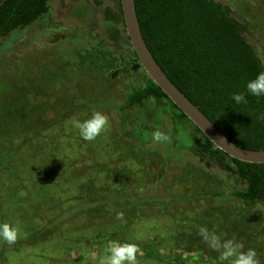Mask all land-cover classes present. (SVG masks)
<instances>
[{
  "label": "rangeland",
  "instance_id": "obj_1",
  "mask_svg": "<svg viewBox=\"0 0 264 264\" xmlns=\"http://www.w3.org/2000/svg\"><path fill=\"white\" fill-rule=\"evenodd\" d=\"M219 1L264 63V0ZM115 8L51 0L0 39V220L19 228L0 264H101L110 241L137 244L138 264H221L201 227L264 264V202L233 195L245 181L198 151L165 100L122 108L146 74ZM97 111L109 125L85 141L73 122Z\"/></svg>",
  "mask_w": 264,
  "mask_h": 264
},
{
  "label": "trees",
  "instance_id": "obj_2",
  "mask_svg": "<svg viewBox=\"0 0 264 264\" xmlns=\"http://www.w3.org/2000/svg\"><path fill=\"white\" fill-rule=\"evenodd\" d=\"M51 0H2L0 39L34 23L50 10ZM143 35L158 63L170 79L236 144L264 149V96L247 94L246 83L264 72V63L236 27L219 0H136ZM117 9L122 14L121 0ZM124 23V19H123ZM133 69L146 74L143 87L134 89L122 106H142L146 100H165L174 123L193 122L146 73L131 45ZM244 92L247 103L231 96ZM198 151L226 166L245 187L233 195L264 202V163L229 156L195 126ZM0 224L2 220H0ZM4 245L0 241V249ZM1 262V261H0Z\"/></svg>",
  "mask_w": 264,
  "mask_h": 264
},
{
  "label": "clouds",
  "instance_id": "obj_3",
  "mask_svg": "<svg viewBox=\"0 0 264 264\" xmlns=\"http://www.w3.org/2000/svg\"><path fill=\"white\" fill-rule=\"evenodd\" d=\"M246 92L257 98L264 96V72L259 73L254 79L246 83ZM231 100L236 104L247 103L244 92H236L231 96ZM75 128L79 130L81 138L85 141H94L109 125L108 117L97 111L93 112L90 118L83 121L75 120ZM152 139L156 143L169 141V136L161 131H155ZM123 213H117V219H122ZM19 228L16 225L0 224V241L11 245L18 238ZM199 235L203 241L213 250L219 252L221 264H260L257 252L254 248L243 250V244L237 242L235 238L222 240L214 232H209L205 227H201ZM105 256L101 264H138L137 256L143 255L142 251L135 243H119L110 241L105 249Z\"/></svg>",
  "mask_w": 264,
  "mask_h": 264
},
{
  "label": "water",
  "instance_id": "obj_4",
  "mask_svg": "<svg viewBox=\"0 0 264 264\" xmlns=\"http://www.w3.org/2000/svg\"><path fill=\"white\" fill-rule=\"evenodd\" d=\"M121 4L130 43L149 77L218 148L242 161L264 163V149H248L236 144L170 79L143 35L136 0H121Z\"/></svg>",
  "mask_w": 264,
  "mask_h": 264
},
{
  "label": "flooded vegetation",
  "instance_id": "obj_5",
  "mask_svg": "<svg viewBox=\"0 0 264 264\" xmlns=\"http://www.w3.org/2000/svg\"><path fill=\"white\" fill-rule=\"evenodd\" d=\"M114 2V6L116 7L115 9H117V0H113Z\"/></svg>",
  "mask_w": 264,
  "mask_h": 264
}]
</instances>
